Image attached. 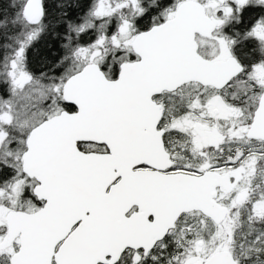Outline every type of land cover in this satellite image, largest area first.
Returning a JSON list of instances; mask_svg holds the SVG:
<instances>
[{
	"label": "snow or ice",
	"instance_id": "6c2138e0",
	"mask_svg": "<svg viewBox=\"0 0 264 264\" xmlns=\"http://www.w3.org/2000/svg\"><path fill=\"white\" fill-rule=\"evenodd\" d=\"M0 264H264V0H0Z\"/></svg>",
	"mask_w": 264,
	"mask_h": 264
},
{
	"label": "trees",
	"instance_id": "16d2710c",
	"mask_svg": "<svg viewBox=\"0 0 264 264\" xmlns=\"http://www.w3.org/2000/svg\"><path fill=\"white\" fill-rule=\"evenodd\" d=\"M47 54H48L47 49L43 45H41V50L39 53L36 54V58L39 59Z\"/></svg>",
	"mask_w": 264,
	"mask_h": 264
}]
</instances>
